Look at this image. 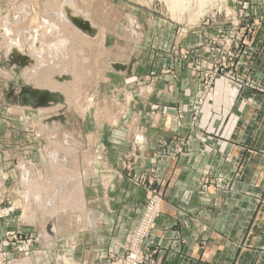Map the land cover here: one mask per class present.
I'll return each mask as SVG.
<instances>
[{"label":"crops","instance_id":"crops-1","mask_svg":"<svg viewBox=\"0 0 264 264\" xmlns=\"http://www.w3.org/2000/svg\"><path fill=\"white\" fill-rule=\"evenodd\" d=\"M46 1L11 12L4 28L30 51L26 35L43 28V20L55 24L36 43L63 42L53 63L73 65L75 74L61 77L45 65L31 71L39 58L27 51L0 57V177L14 207L0 215V245L9 248L10 232L32 239L28 255L10 254V264H104L123 254L150 187L162 202L146 264H264V205L257 201L264 192V13L240 50L242 82L221 77L203 95L188 69L202 57L192 49L199 35L185 41V56L176 50L163 56L153 35H137L141 16L125 8L73 0L95 26L84 31L75 21L84 36L55 18L63 0ZM115 29H125L124 36L109 31ZM46 55L40 58L49 62ZM101 75L105 84L88 92L129 98L86 107L68 105L62 95L57 105L39 106L33 95L55 91L47 82ZM135 76L144 79V94L130 99ZM61 159L70 170L59 172Z\"/></svg>","mask_w":264,"mask_h":264},{"label":"rangeland","instance_id":"rangeland-1","mask_svg":"<svg viewBox=\"0 0 264 264\" xmlns=\"http://www.w3.org/2000/svg\"><path fill=\"white\" fill-rule=\"evenodd\" d=\"M49 1L50 0H47L46 2ZM67 1L68 0L60 1L58 3L59 7H66V4L63 3ZM102 1H103L104 10H106L107 7H109L110 11H114V9L122 11V9L125 8L128 11L127 12L128 15L130 13L133 15L137 14L141 16V20L139 21V25L141 26L139 27L140 30L138 29L139 31L137 32V35L143 34L144 37H146V35H153L155 40L154 42H152V45L155 44L154 46H157L158 42H161L160 51L158 53L159 55L170 56L171 53L175 52L176 50L177 52L182 51L183 53H181L180 56L183 57L185 56L186 51H188L186 49L187 47L186 40L188 39V37L192 34L193 35L195 34L194 36L199 35V37L202 40H200L199 43L193 45L192 49L195 51H199L201 53L200 56L202 57H196L193 60L191 59L190 63L188 64V69H189V76L198 79L200 83H201V77L203 78V76H206V73L213 74L215 73L214 72L215 70L217 74L220 75L219 77L214 78V80L219 79L221 77L226 78V80H229L228 75L233 71H235V76L238 75L240 77L239 58L242 54L240 50L242 49L244 43H247L249 41L248 40L250 38L249 32L254 27L258 25L260 26L262 24L263 21L261 17L262 14L264 13V0H210V1L181 0L179 4L177 3L178 4L177 11H174V13H171L172 11L167 9L166 4L164 3V1L161 0H102ZM182 1L183 2L185 1L186 3L185 2L183 3ZM44 2L45 0H0V29H1L0 57L1 58H4L6 54L9 55L11 52L10 50L9 53H6V51L4 50L6 46L4 44H6L5 42H7V39L2 38L5 31L1 27L2 25H4V23L7 22L9 17L12 18L11 12L21 13L22 9L25 8L24 6H27L31 10H36L39 9V6L43 7L42 4H44ZM64 22L70 24L66 20H64ZM109 31L114 36L115 35L124 36L125 34V29L124 32L123 29H118V30L115 29ZM167 32L169 33V39L168 38L165 39L167 36L166 35ZM26 39H27V35H26ZM145 39L146 40L144 44H148L149 43L148 38ZM129 40H135V39H129ZM83 42L84 41H82V43ZM99 49L100 47H97L98 52ZM21 54H24V52L23 53L21 52ZM84 66L85 64L82 65L83 69ZM3 70L5 71L7 69L3 68ZM54 70L56 71L57 68ZM169 72L170 71L168 70L162 69V74L165 76L170 75ZM5 73L7 72L5 71ZM71 74L74 75L75 73L71 71ZM174 76L176 78L177 72H175ZM106 79L108 78L101 75L99 77L86 78V79L77 78V79H71L69 81H56V82L51 81V82H47L46 86L49 87L50 89H53V87H55L56 88L55 91L57 90L61 92V95H63V102H66V104L68 105L78 104L81 102L86 107H93L95 104L99 102L103 104V101L106 100L119 98V100L125 101L126 99L129 98V96L127 95H126L127 96L126 99L124 98V92L121 93L118 92L117 94L102 93L100 95L88 92L89 90L93 91L92 89H94V87L96 86H102L103 84H105ZM214 80L212 81L213 84H214ZM119 82L120 80L118 81L116 79V83ZM213 84L211 85V87L213 86ZM19 85L21 86L22 84ZM34 85L36 86L38 84L35 83ZM131 85L132 87L130 91L131 93L130 99H138L141 96H143L144 88H145L143 78L139 76H135L131 80ZM3 89L6 90L5 85L3 86ZM202 89H203V84H202ZM202 94L206 95L207 92H204L203 90ZM111 96H113V98H111ZM5 104H7L6 106H12L10 101H5ZM72 116H73L72 114H69L70 118H72ZM34 136L35 138L40 137V135L38 134H34ZM58 139L60 140L58 142L60 143L61 147H63L64 149H69L68 140L64 139L63 136H60ZM104 151H106L105 146H104ZM69 165L70 162L66 161L65 159H61L58 160V162L57 161L55 162V167H57V169H61L59 172L66 171V169L69 168ZM68 170H70V168ZM2 175L3 174L0 173V176ZM1 178L2 177H0V184H2L0 186V213H1L0 215L4 216V215H9V213L13 211L14 207L9 202L10 199L8 194H6L5 192L6 188L5 185L3 184V179ZM64 193L65 192L59 193L60 196L59 200H61L62 196L65 195ZM3 204H7V205L3 206ZM50 230H51V225H50ZM10 233H14V232H10ZM10 233H7L5 235V239H8ZM15 233L20 234L18 232ZM7 247H8L7 245H2V244L0 245V250H1L0 257L2 258L1 262L3 264H10L9 261L10 254L13 255L21 254L24 256L28 255V252L25 255L19 251H15L13 245H9V248L6 249ZM112 255H117V254H111L110 256ZM110 256L107 257V259L104 261L105 262L104 264H107Z\"/></svg>","mask_w":264,"mask_h":264},{"label":"built area","instance_id":"built-area-1","mask_svg":"<svg viewBox=\"0 0 264 264\" xmlns=\"http://www.w3.org/2000/svg\"><path fill=\"white\" fill-rule=\"evenodd\" d=\"M197 66V65H195ZM215 73L207 74L201 77V83L203 84L204 92H207L213 80L219 77L220 74ZM229 81L242 82L241 78L235 76V71L228 75ZM201 101V100H200ZM3 179V178H1ZM5 179H3L4 181ZM2 184H0L1 186ZM257 201L264 205V192L257 199ZM162 197L158 190L153 187L147 189L144 208L140 214L139 222L136 228L130 233V239L124 249V253L121 255H112L108 259L107 264H146L149 260V251L147 250V240L150 237L151 229L154 225L155 219L160 215ZM24 238V237H23ZM22 238V235L16 233H10L8 236V245H13L15 251H19L23 254H27L30 251L32 239ZM1 251V250H0ZM2 258L0 257V264Z\"/></svg>","mask_w":264,"mask_h":264},{"label":"bare ground","instance_id":"bare-ground-1","mask_svg":"<svg viewBox=\"0 0 264 264\" xmlns=\"http://www.w3.org/2000/svg\"><path fill=\"white\" fill-rule=\"evenodd\" d=\"M161 1H164V3L167 6V9L171 10L172 11L171 13H174V11H177L178 4L180 3L181 0H161ZM73 2H74L73 0H68L67 2L63 3V4H66V7H59V12L55 13V18L59 19V22H61V16H62L63 21L66 20L78 32H80L82 35L84 34V35L87 36V34L79 31L78 28L75 27L74 22L75 21H78V22H81L82 24L86 23L90 27V30H95L94 23L90 19L91 16L89 17V15L87 13H83V12L79 11V9H77V7L73 4ZM200 5H201V2H200ZM183 6H186V5H183ZM60 13H61V15H60ZM71 14H73V15H71ZM42 22H43L42 23L43 28H40V27L37 28L36 30L33 31V33L31 32L32 35L31 34L30 35L27 34V38H29L31 40L30 44L32 45L31 46L29 44L30 45V51L28 49L26 50V47H24V45L23 46L20 45L19 41H17V40H14L13 41L11 39L9 40V32L10 31L8 32L7 29L4 28L7 25V24H4L2 26V29L5 31V33H4V35L2 37L4 39H7V43L8 44L5 47L6 48V50H5L6 53H9L10 50H11V52H14V53H21V52L23 53V52L27 51V53L29 55L36 54L37 57L39 58L38 59L39 60L38 61V64L39 65H36L35 68H34L33 65L31 64L28 67L29 69H32L31 71H36L38 69V67H41V65H45V66H48L52 70H54V69L57 68L59 70L58 73H60V74H57V75H59L61 77L62 76H65L66 74L67 75H70L71 74V71H73V65H71V67L70 66L62 67L60 65L61 63L60 64L59 63H55V64L53 63V61L55 60V57L54 56H55L56 51H58V49H60V47H64V43L63 42L50 43V44L46 45L47 46V47H45L46 49L45 48H42L41 46H39V43H36L39 40L38 37L41 40L43 37L49 36L50 30H54L55 28H57L55 24L54 25L53 24H49L48 21H46V20L45 21L43 20ZM57 26L59 27V23H57ZM48 28H51V29L48 30ZM65 43H66V45H68V42H65ZM37 45H38V47H37ZM33 46H34V48H33ZM46 51H47V53H46ZM43 52H45V54H47L46 57H48V59L50 60L49 62H47L44 58L43 59L40 58V55H41V53L43 54ZM53 64H54V66H53ZM69 79H70V77H69ZM56 91H52V92H56Z\"/></svg>","mask_w":264,"mask_h":264},{"label":"water","instance_id":"water-1","mask_svg":"<svg viewBox=\"0 0 264 264\" xmlns=\"http://www.w3.org/2000/svg\"><path fill=\"white\" fill-rule=\"evenodd\" d=\"M81 30L84 31H90L89 27L87 25L83 26L82 24L78 25ZM33 95L35 96L36 103L39 106H51V105H57V103L61 100L62 95L60 92H33Z\"/></svg>","mask_w":264,"mask_h":264}]
</instances>
